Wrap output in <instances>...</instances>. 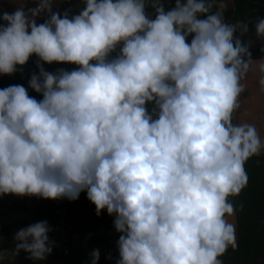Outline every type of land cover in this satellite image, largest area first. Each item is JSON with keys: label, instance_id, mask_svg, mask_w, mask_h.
Instances as JSON below:
<instances>
[{"label": "clouds", "instance_id": "9594fccd", "mask_svg": "<svg viewBox=\"0 0 264 264\" xmlns=\"http://www.w3.org/2000/svg\"><path fill=\"white\" fill-rule=\"evenodd\" d=\"M3 2L18 6L0 5V77L35 60L26 85L0 87V197L84 193L113 217L115 264H222L237 247L230 198L264 151L254 125L233 122L249 73L264 93L249 24L225 20L227 0ZM254 28L264 40V18ZM52 230L19 229L0 262L45 260Z\"/></svg>", "mask_w": 264, "mask_h": 264}, {"label": "trees", "instance_id": "16d2710c", "mask_svg": "<svg viewBox=\"0 0 264 264\" xmlns=\"http://www.w3.org/2000/svg\"><path fill=\"white\" fill-rule=\"evenodd\" d=\"M227 8L225 11V19L232 22L243 21L249 24V31L241 37L245 42L253 40L251 49L254 59H259L260 48L264 46V40L255 36L254 24L257 17L264 18V0H232L231 5L227 0ZM169 5H166L168 7ZM60 11L64 9H72L73 12L81 7L77 0H69L68 3L60 4ZM151 12V9L148 10ZM239 35V33H237ZM33 57L28 65L23 69L24 76L16 74L12 77H0V87H6L10 84L23 83L26 85L27 74L33 70ZM58 67L71 68L70 65H51L46 66L49 71H54ZM35 95L34 93H30ZM39 99V97H37ZM234 122V116H233ZM248 176V182L242 189L240 194L234 198H230L236 206V243L235 249L229 247L228 250L219 259L222 264H264V156L254 155L249 158L245 165ZM24 197L17 201V210L25 211L30 214V223H20L19 227L46 220L53 229L60 221V215L53 211V208L46 204L44 207L33 208L31 211L27 209L26 199ZM35 198V197H31ZM69 218L70 234L80 236V244L78 247H71V238L68 243L69 253L67 256L59 254L60 260L58 264H90V254L94 249H99L100 258L98 264H105L103 261V253L97 243L98 231H111L113 229V217H109L104 212L99 216L96 215L95 208L86 199V195L81 193L76 201L67 202ZM88 219V220H86ZM20 228V229H21ZM118 239V234L115 233ZM53 238L55 230L49 233ZM58 252L57 248H52V253ZM54 256V254H51ZM50 257V255H49ZM15 264H34L27 259L26 253L17 256Z\"/></svg>", "mask_w": 264, "mask_h": 264}, {"label": "crops", "instance_id": "0c3cea01", "mask_svg": "<svg viewBox=\"0 0 264 264\" xmlns=\"http://www.w3.org/2000/svg\"><path fill=\"white\" fill-rule=\"evenodd\" d=\"M231 3L232 0H229L230 5ZM0 5H2L6 11L9 9L10 12L14 11L18 6L17 4L14 6V4L4 3L3 0H0ZM242 82L246 85V89L240 97V108L234 113V123L244 122L254 125L259 132L261 139L264 140V93L260 92L257 77L254 74L249 73L246 79ZM259 155L264 156V151ZM22 198L24 197L12 195L0 197V248L5 250H12L14 248V235L21 228L19 227V224H29L31 220L29 213L17 210V201H20ZM67 202L68 200L64 199L55 201L47 200V204L53 208L54 212L59 214V212L62 213L64 210L66 215L68 213ZM229 220L234 223L236 231L235 215L230 217ZM49 240L51 241L50 236ZM79 244L80 236L77 234L72 235L71 247H78ZM51 254H54V256H51ZM51 254L49 258L43 261L31 262H34V264H58L60 260L59 253L54 251V253ZM16 261L17 256L6 258L5 261L0 262V264H15Z\"/></svg>", "mask_w": 264, "mask_h": 264}, {"label": "built area", "instance_id": "2783aa9c", "mask_svg": "<svg viewBox=\"0 0 264 264\" xmlns=\"http://www.w3.org/2000/svg\"><path fill=\"white\" fill-rule=\"evenodd\" d=\"M227 22H232L230 19H225ZM47 204V200H41L38 198H28L26 199L27 209L30 211L33 208L39 207L42 208L44 205ZM60 221L53 227L55 230V236L51 238L52 248H57L58 253L62 254L63 256H67L69 253L68 243L71 238L70 234V223L69 218L66 217V212L63 210L62 213L59 212ZM97 243L99 248L102 250L103 253V261L105 264H115L116 259L118 258V252L116 248V241L117 236L115 233L111 231H98L97 236ZM111 255L112 259H107L106 257ZM49 258V255L45 258Z\"/></svg>", "mask_w": 264, "mask_h": 264}, {"label": "rangeland", "instance_id": "374dc122", "mask_svg": "<svg viewBox=\"0 0 264 264\" xmlns=\"http://www.w3.org/2000/svg\"><path fill=\"white\" fill-rule=\"evenodd\" d=\"M14 6H15V4H14ZM7 11H8V12H10V10H9V9H7ZM66 217H67V215H66Z\"/></svg>", "mask_w": 264, "mask_h": 264}]
</instances>
